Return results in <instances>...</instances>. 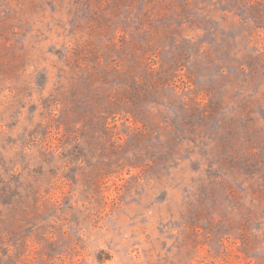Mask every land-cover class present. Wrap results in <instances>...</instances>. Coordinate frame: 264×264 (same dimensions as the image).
<instances>
[{
    "label": "rangeland",
    "instance_id": "374dc122",
    "mask_svg": "<svg viewBox=\"0 0 264 264\" xmlns=\"http://www.w3.org/2000/svg\"><path fill=\"white\" fill-rule=\"evenodd\" d=\"M0 264H264V0H0Z\"/></svg>",
    "mask_w": 264,
    "mask_h": 264
}]
</instances>
